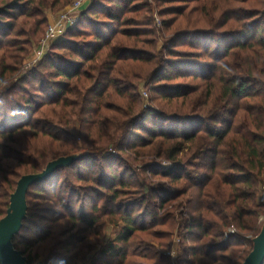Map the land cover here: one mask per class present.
<instances>
[{
    "label": "trees",
    "instance_id": "1",
    "mask_svg": "<svg viewBox=\"0 0 264 264\" xmlns=\"http://www.w3.org/2000/svg\"><path fill=\"white\" fill-rule=\"evenodd\" d=\"M72 1L0 0V49H4L0 57V220L6 216L11 195L23 175L39 173L50 161L71 155L81 158L39 184L97 153L108 163L99 178H93V173H78V180L94 181L99 189L89 188L75 200L76 191L70 190L67 202L63 194L58 195L63 215L82 224V229L64 243L54 240L41 254L34 246L49 238L46 231L38 230L33 239L20 241L29 220L27 213L13 240L14 247L26 256L28 264H79L85 258L88 264H164L170 259L161 248L170 249L172 243L165 240L177 235L182 245L180 264H243L253 248L243 232L257 236V224L264 213V203L257 200L264 177V0H154L162 6L181 4L159 13L163 32L174 31L167 39L169 44L159 51L154 39H142L154 35L147 29L153 22L147 15L152 12L149 0H105L108 5L92 0L68 31L74 32L73 36L88 33L90 39L55 43L56 48L69 53L45 55L41 66L50 71L36 70L29 76H41L33 86L35 93L20 86L1 88L11 74L6 60L16 58L7 54L20 43L15 38L4 43L6 38L13 32L17 37L27 32L38 34L46 22L44 17L32 24L22 21L24 28L21 25L17 30L19 16H41ZM100 13L105 20L97 19ZM127 13L133 16L125 18ZM166 15L174 17L167 19ZM180 41L194 51L174 49ZM139 44L147 48H139ZM137 63L156 65L150 81L163 83L154 85L152 91L169 100H182V111H188L167 119L171 130L154 117H148L153 127L140 125L146 110L134 83L144 78L133 74L131 68ZM190 79L199 83L193 86L185 82ZM19 88L25 93L20 100L12 95ZM197 92L201 93L199 98L189 99ZM115 96L123 105L110 103ZM44 104L48 107L41 109ZM76 122L81 124L77 139L72 134L77 130ZM133 129L145 131L149 139ZM44 138L49 148L39 153L35 145ZM132 149L138 155L142 149L148 157L169 161L165 166L149 163L143 169L167 180L165 185L151 183L146 189L144 184L129 181L126 169L118 171L110 165L109 159L119 158L106 151ZM185 150L190 152L191 162L181 160ZM14 166H22L23 174L14 171ZM39 184L30 189L27 202L32 194H41V190L32 191ZM137 184L142 191L132 198L133 185ZM174 184L181 187L174 189ZM76 200L83 204L79 211ZM167 206L171 209L160 213ZM60 212L54 215L58 217ZM102 219L123 226L99 256L88 255L98 243L95 228ZM233 227L238 232L230 233ZM91 233L94 242L85 243ZM239 245L249 249H233ZM61 248L77 249L70 255L61 253Z\"/></svg>",
    "mask_w": 264,
    "mask_h": 264
},
{
    "label": "rangeland",
    "instance_id": "2",
    "mask_svg": "<svg viewBox=\"0 0 264 264\" xmlns=\"http://www.w3.org/2000/svg\"><path fill=\"white\" fill-rule=\"evenodd\" d=\"M104 3H107L105 0H102ZM73 2V1H72ZM71 2V3H72ZM151 3L152 12L148 13L149 17L153 18V22L151 23V26H149L147 29H151L154 31V35H144L142 36V39H154L157 42V50H162L164 45L169 44V37L172 35L170 32H163V26L161 24L162 16L159 14L160 11L163 9L169 7L170 5H181L179 2H176L175 4H165L162 6L160 3L154 2V0L149 1ZM70 3V4H71ZM70 4L65 5H59L56 6L53 9H48L45 11V13L41 16H32L31 18H23L22 16H19L17 19V27L16 29H20L22 25V21H27L32 24L34 21H37L41 18H45L46 22L44 25L40 27L39 33L35 35H30L29 32L25 35H20L19 37L15 36L14 32L6 38L4 43H8V41L13 38L16 39V41L20 42L19 45L16 48H13L9 50V54L14 55L16 58L14 60L7 59L6 63L9 66V73H11L9 76L7 75V78L4 82L1 84V88L8 89L13 86L22 87L24 89H28L31 93H35L33 90V86L36 87V85L39 83L41 76L37 78H29L30 75H32L36 70H39L41 73H47L50 71L49 68L43 67L42 68V62L44 61L45 55L51 53V54H66L69 52H66L68 50L62 49V48H56L54 45L55 43L62 42L65 39H73V41H88L90 39V34H78L76 36L71 35L72 33H68L67 30L62 36L56 37L53 40L49 41L45 46L43 45V40L45 38V34L51 24H54L57 18L67 10ZM90 3L85 6L84 10H86L89 7ZM108 5V3H107ZM183 5V4H182ZM196 5V3H192L191 6ZM133 16L131 13H127L124 15V17H131ZM167 19L174 17L172 15H166ZM100 21L105 20V15L103 13H100L97 17ZM98 20V21H99ZM23 27V25H22ZM75 27V26H74ZM24 28V27H23ZM117 28V27H116ZM144 28V27H143ZM30 29V26L27 27V31ZM72 29V28H71ZM87 29V31H90L89 33L93 32V29L91 28H82ZM121 27L117 28V31H119ZM75 35V34H74ZM117 39L119 37V34L115 36ZM168 37V38H167ZM168 39V40H167ZM5 45V44H4ZM139 48H147V46H144L143 44H139ZM22 49V50H20ZM174 49H177L181 52H193L194 49L189 47L187 44H183L182 41L176 43L174 45ZM3 48L0 49V57L1 54H3ZM148 50V49H147ZM153 51V50H151ZM154 52V51H153ZM165 57L168 56V54H164ZM174 57V56H172ZM156 65H148V64H134L131 65L132 73H136L137 75H140L144 78V80H134V83H136L139 86V91L141 94V100L143 103V107L146 110L145 116H143L144 120H140V125H144L146 127H153V124H151V118L154 117V119H157L158 121H161L165 123V127L167 130H171V123L167 122V119L169 117H173L176 114L177 115H185L188 111H182L181 107L182 100H169L168 98H165L162 96V94H159L156 91H152V88H154L156 84L163 83L157 81H150V75L151 72L154 70ZM119 69H122V66L119 67ZM117 74V73H116ZM27 78V81H24ZM38 79V80H37ZM264 81V78H262ZM177 82L181 80H176ZM186 83H191L193 86L197 85L199 83V80H185ZM21 88V89H22ZM20 88L15 90V93L13 92V97L15 99L17 98L20 100V97H23L25 93ZM109 92L111 90H108ZM111 93V92H110ZM201 96L200 92H197V94H193L189 96V99H192V101H195L196 98H199ZM189 99L187 102H189ZM202 99V98H201ZM200 102H203V99L200 100ZM111 104L121 106L123 105V101L118 98L114 97L112 101L110 100ZM48 104H44L41 106V109L47 108ZM40 111L38 113H35L32 115V120L35 119V116L39 115ZM113 114V113H112ZM93 117V116H90ZM146 117V118H145ZM150 117V120L148 119ZM123 119V118H121ZM164 119V121H163ZM75 127L77 128L76 132L73 131L72 134L76 136V139L78 138V132L80 128V123H75ZM75 128V129H76ZM158 128H156L157 131ZM137 131V133L142 136L145 139H149L148 134L145 133L143 130H134ZM22 133V132H20ZM135 133V132H134ZM22 135V134H21ZM18 137V136H17ZM81 143V142H80ZM36 148L38 149L39 153L48 150V139H40L36 143ZM139 155L136 154V149L127 150V151H106V153L111 152L114 157H118L119 159L111 158L109 159L110 165H114V168L118 171L121 170H127V179L129 181H134V183L138 184H144L146 189L149 188V185L152 183L155 185V187L165 185L167 180L159 177V176H152L151 174H147L146 172H143L144 166L148 165L149 163H161L164 166L169 165V161L158 159L155 157H148L147 155H144L145 151L143 152L142 149L138 150ZM147 151V150H146ZM91 157V158H90ZM85 162L77 164L74 168H66L60 171L56 176H54L50 181L45 182L43 184H39L38 186H35L33 188V192L40 191V195L32 194L28 198V206H29V220L26 222V228L22 231V237L20 238V241H25L28 239H33L36 237V234L34 232L40 230L42 233L46 231V233H49V238H47L43 242H39L34 246V251L40 250V253H43V250L45 247H49L53 244L54 240L60 241L64 243L68 240V238L73 235L74 233H77L79 229H82V224H76L70 221L67 217H65L63 214H65V210L60 208L58 205V195L60 197L61 194H63L64 202H67V192L70 190L76 191L74 200L78 197H83L82 194L86 190L89 191V188L93 189H99V185L95 183L94 181H86V180H78L77 176L78 173L83 175H89L93 173V178H99L101 177V173H103L104 168H106V164L108 163L107 160L101 158L102 155L97 153L95 155H91ZM191 154L188 150H185L180 158L183 161V163L191 162ZM25 167V166H24ZM14 171L18 172L19 175L23 174V167L22 166H14ZM130 170V171H129ZM137 185H133V195L132 198L137 197V192L140 193L142 189L138 187ZM174 189L181 187V184H174L172 185ZM145 189V190H146ZM264 191V177H262L261 183H259L258 190H257V200L258 202H262L261 200V193ZM95 199V198H94ZM182 199V198H181ZM181 199L179 201H181ZM99 205L102 204L101 201H98ZM74 205L76 207V210L79 211L81 207L83 208V204L81 201L76 200L74 202ZM89 209V206L86 205V210ZM171 209V206H167L164 208L160 213L168 212V210ZM61 211L62 214H60L58 217L56 214L54 215L55 211ZM136 211H141V209L136 208ZM60 212V213H61ZM57 217V218H56ZM264 225V213L261 214L259 218V222L257 224V227L259 230H261L262 226ZM123 226V225H122ZM121 226V227H122ZM121 227L115 224H110L106 219H102L99 224H97V227L95 228L96 231L99 233L98 243L94 246L93 250L88 252V255H94L99 256V254L102 252L103 248L108 246L111 242H114L116 239L118 233L121 230ZM231 229H234L238 232V230L233 227ZM93 233L87 234L90 237L86 240L85 243L91 242L94 240L92 236ZM255 232H243V236L247 238L248 240H252L256 237ZM21 241V242H22ZM172 243L170 249L165 250L164 248H161L162 251L168 252L175 251L176 256L175 259H173L172 256H169V262H166L164 264H180L179 263V252L181 251L182 245L180 243V239L177 235H174L173 238L170 237L169 240H165L167 243ZM94 242V241H93ZM22 248L23 246H19ZM244 249L248 250V245L238 246L233 249ZM71 248H61V253H66L72 255L75 253L76 249ZM47 253V252H45ZM44 253V254H45ZM175 260V261H174ZM79 264H88V259H80Z\"/></svg>",
    "mask_w": 264,
    "mask_h": 264
},
{
    "label": "water",
    "instance_id": "3",
    "mask_svg": "<svg viewBox=\"0 0 264 264\" xmlns=\"http://www.w3.org/2000/svg\"><path fill=\"white\" fill-rule=\"evenodd\" d=\"M81 158L80 155L64 156L50 161L39 173L23 175L14 193L5 217L0 220V264H28V259L14 247L13 240L20 233L27 219V196L30 189L52 177L58 170L69 167ZM243 264H264V225L253 239V248Z\"/></svg>",
    "mask_w": 264,
    "mask_h": 264
},
{
    "label": "built area",
    "instance_id": "4",
    "mask_svg": "<svg viewBox=\"0 0 264 264\" xmlns=\"http://www.w3.org/2000/svg\"><path fill=\"white\" fill-rule=\"evenodd\" d=\"M91 1L92 0H73L67 10L61 13L54 24L49 26L43 40V45L45 46L49 41L62 36L67 30L76 26L80 13L84 10L86 5L91 3ZM261 199L262 203H264V191L261 193ZM235 232L236 231L234 229H230V233ZM168 255L175 259L176 253L175 251H171L168 252Z\"/></svg>",
    "mask_w": 264,
    "mask_h": 264
}]
</instances>
